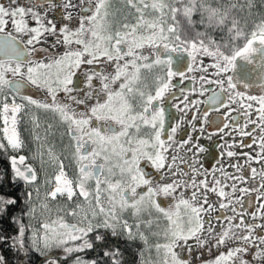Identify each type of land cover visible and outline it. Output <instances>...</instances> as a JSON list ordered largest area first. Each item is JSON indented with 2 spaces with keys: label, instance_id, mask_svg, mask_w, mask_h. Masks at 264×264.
Wrapping results in <instances>:
<instances>
[{
  "label": "snow or ice",
  "instance_id": "obj_1",
  "mask_svg": "<svg viewBox=\"0 0 264 264\" xmlns=\"http://www.w3.org/2000/svg\"><path fill=\"white\" fill-rule=\"evenodd\" d=\"M136 241L264 264V0H0V264Z\"/></svg>",
  "mask_w": 264,
  "mask_h": 264
},
{
  "label": "flooded vegetation",
  "instance_id": "obj_2",
  "mask_svg": "<svg viewBox=\"0 0 264 264\" xmlns=\"http://www.w3.org/2000/svg\"><path fill=\"white\" fill-rule=\"evenodd\" d=\"M185 84L189 83L187 81L184 82ZM172 101H169L168 103L170 104ZM203 107V106H202ZM169 112H174L173 109H171L170 107H168L167 109ZM209 132H211V129H209ZM196 133L194 132V135ZM224 140H228L231 139L230 136H223ZM199 143L202 144L204 146V151L201 152L199 155L201 157V163L205 164L206 167H211L212 164L217 163V159H220L219 157V152H220V148L217 147V145H219L221 143V133H215L212 132L211 135H209L207 132L202 135L200 137ZM239 150V149H237ZM214 157H216L214 159ZM43 191V189H42ZM253 203H255V201H253ZM164 206H167L166 204ZM138 245L139 242L136 241L134 242ZM217 253V250L215 248L209 250H205L203 252V256L205 255V259H211L215 256V254Z\"/></svg>",
  "mask_w": 264,
  "mask_h": 264
},
{
  "label": "trees",
  "instance_id": "obj_3",
  "mask_svg": "<svg viewBox=\"0 0 264 264\" xmlns=\"http://www.w3.org/2000/svg\"><path fill=\"white\" fill-rule=\"evenodd\" d=\"M25 223L27 224V221H25ZM122 247L125 248L126 250V264L127 261L129 260L132 261V264H136V258L138 256V244L136 243L122 244ZM5 248H6L5 243L0 242V251H5ZM83 255L91 257L92 252L86 250L85 253H83ZM32 259L36 260L37 264H39L38 254L34 255Z\"/></svg>",
  "mask_w": 264,
  "mask_h": 264
},
{
  "label": "rangeland",
  "instance_id": "obj_4",
  "mask_svg": "<svg viewBox=\"0 0 264 264\" xmlns=\"http://www.w3.org/2000/svg\"><path fill=\"white\" fill-rule=\"evenodd\" d=\"M154 242H155V238H153L152 240H150V243H154ZM139 244H140V242H139ZM151 255H152V258L154 259L155 258V253L153 252ZM145 258L146 259L149 258V254L147 252L145 253ZM161 258H162V254H161ZM202 258L205 259L206 258L205 255L204 256L202 255Z\"/></svg>",
  "mask_w": 264,
  "mask_h": 264
},
{
  "label": "water",
  "instance_id": "obj_5",
  "mask_svg": "<svg viewBox=\"0 0 264 264\" xmlns=\"http://www.w3.org/2000/svg\"><path fill=\"white\" fill-rule=\"evenodd\" d=\"M242 63V62H241Z\"/></svg>",
  "mask_w": 264,
  "mask_h": 264
}]
</instances>
